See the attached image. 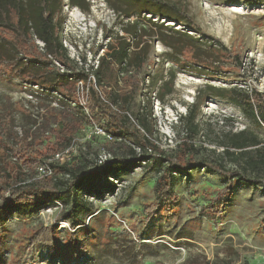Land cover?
<instances>
[{
  "label": "trees",
  "instance_id": "trees-1",
  "mask_svg": "<svg viewBox=\"0 0 264 264\" xmlns=\"http://www.w3.org/2000/svg\"><path fill=\"white\" fill-rule=\"evenodd\" d=\"M106 2L123 19L114 34L111 30L104 32V38H110V41L106 45L107 52L100 57L99 66L92 73L96 79L94 84L90 80V71L86 72L73 61L62 44L63 0H0V76L10 75L45 90L44 94L35 95V103L27 101L32 108H37V114L25 111L28 121L21 133L16 127L15 108L8 105L1 109L0 221L6 215L31 213L61 201L69 206L61 218L75 229L85 224L81 216L90 213L85 196L113 193L117 187L115 180L123 181L133 169L143 168L158 175L154 186L155 201L143 209L146 218L153 216L163 205L178 203L180 197L175 186L187 172L202 169L220 176L224 185L205 206L217 222L221 214L219 208L227 206L235 196V182L264 189L263 139L251 131L227 135L228 139L221 143L225 149L222 156L234 162L235 170L228 169L221 161L201 157L202 149L194 143L199 134L197 119L201 111L194 102L188 106L185 117H181L186 140L175 148L162 149L154 138L156 131L149 100L144 109L136 107V100L143 93V76L149 75L147 64L152 46L145 37L158 36L171 49V62L179 63V57L190 51L191 59L201 69L214 73L218 72L215 69L219 60L218 46L187 32H169L170 27L164 28L163 23L157 24L151 17H148V28L138 20H130L134 16L155 14L192 28L194 22L185 4L163 0ZM70 3L84 11L90 9L86 0H70ZM119 31L129 34L132 41H127ZM36 39L45 43L44 52L39 51ZM103 47V44L98 45L91 51L97 55ZM232 58L234 66L239 67V56ZM56 62L64 67L63 72ZM174 80L175 74L171 72L169 79L163 81L158 90L162 101L165 102V97L173 92ZM79 81H85L89 89L86 104L89 114L79 104L76 90ZM155 82L157 80L152 78L149 87L152 88ZM166 87L170 90L165 91ZM52 92H58L61 99H56ZM210 94L228 100L257 128H264L263 93L234 86L230 89L210 87ZM54 100L58 107L52 105ZM92 126L102 127L110 133L116 142L126 147V153L115 155L111 151L114 158L98 164L95 161L97 154L91 152L97 138H92L85 142L86 150L79 149L73 160H55L56 155L77 142V138H83L85 129ZM91 153L96 155L93 157ZM216 204H219L218 208H215ZM57 226L37 230L31 239L32 246L43 244L54 256L53 237ZM2 238L0 235V253L5 244ZM76 254L79 253L76 251Z\"/></svg>",
  "mask_w": 264,
  "mask_h": 264
},
{
  "label": "rangeland",
  "instance_id": "rangeland-1",
  "mask_svg": "<svg viewBox=\"0 0 264 264\" xmlns=\"http://www.w3.org/2000/svg\"><path fill=\"white\" fill-rule=\"evenodd\" d=\"M163 1L187 5L194 26L191 28L155 14L134 16L131 20H138L148 28V17H151L153 22L163 23L164 28L170 27L167 29L169 32H187L205 43L216 44L219 60L215 69L218 72L201 69L191 59L190 51L179 57V63L171 62V49L155 36L150 63L154 64L158 55L160 62L153 66L152 78L157 82L151 90L158 91L173 72L174 90L165 97V103L181 105L182 117L187 114L188 106L197 103L201 113L197 119L199 134L194 143L202 149L200 156L221 161L228 169L235 170L234 162L222 156L225 150L222 141L228 139L227 135L251 131L260 135L264 142V128H257L241 109L228 100L212 97L210 87L230 89L242 86L246 78L241 76L239 67L234 66L232 57L237 55L240 60L247 50H259L264 54V0ZM110 11V7L98 13L91 12V8L85 11L99 20L98 31L94 39L87 35L81 38L74 36L80 54H88L91 48L98 47L96 42L100 31L111 30L114 34L120 29L119 21ZM190 77L194 80L183 88L181 83ZM30 85L10 75L0 76V112L4 106L15 108L19 133L28 121L25 111L37 114V108H32L27 102L32 91ZM251 88L264 94V82L261 80L252 83ZM164 90L170 89L166 87ZM193 90L198 96L191 103L189 93ZM211 100L217 103L218 110L210 114L204 110L205 103ZM147 102L146 97L138 98L136 107L144 109ZM222 112L227 113V117ZM175 131L178 133V145L187 138L181 120ZM86 141L81 142L80 150H86ZM161 142V148L165 149ZM102 148L114 151L115 155L126 153L122 143L108 142L103 138L92 143L91 152L98 154ZM96 154L91 153L93 157ZM157 178L156 173L135 168L116 185L113 193L85 196L90 213L81 216L85 224L75 229L61 218L69 208L61 201L49 203L31 213L4 216L0 221V235L5 242L0 264H264L263 188L235 182V196L227 206L219 208L221 214L215 222L212 211L205 206L223 187L224 179L206 170H192L181 176L175 186L180 197L178 203L163 205L153 216L146 218L143 209L155 201ZM218 207L216 204L215 208ZM50 225H58L53 237L54 256L45 245L32 246L31 241L37 230ZM76 251L79 254L74 255Z\"/></svg>",
  "mask_w": 264,
  "mask_h": 264
},
{
  "label": "built area",
  "instance_id": "built-area-1",
  "mask_svg": "<svg viewBox=\"0 0 264 264\" xmlns=\"http://www.w3.org/2000/svg\"><path fill=\"white\" fill-rule=\"evenodd\" d=\"M91 8V12L98 13L103 12L105 10H108L109 7L106 3V0H86ZM108 7V8H107ZM90 11V9L88 10ZM91 12L87 13L80 9L77 6H73L70 3V0H63L62 5V14H64L62 27L60 30V38L62 41L63 46L68 50L70 58L75 61L80 67H84L86 69V72L90 71V80H93L94 84L96 83V79L94 75L92 74L94 70H96L99 66V59L101 56H103L107 52L106 45L110 41V38L105 39L104 38V32L103 30L100 31L97 38L98 41L96 43L98 45H104L102 49H100L99 53L97 55H94V53L88 52L80 54L75 46V43H77L76 40H74V36H78V38H81L83 35L91 36L92 39H94V35H96V32L98 31V21L96 20V17L91 14ZM110 14L113 15L118 21L120 19H123L118 16L115 11H110ZM133 19V18H132ZM131 20V19H130ZM132 22L134 20H131ZM120 35L127 38V41H132V37L129 34H126L122 31H119ZM80 35V36H79ZM96 37V36H95ZM90 38V40H91ZM154 37H145V41L149 44L153 43ZM36 45L38 46L39 51L44 52L45 50V43L42 42L39 39H36ZM86 59L85 61L83 60ZM154 64H151L150 62L147 64V71L149 75L143 76L142 86H143V93L140 96L141 99H144L145 97L147 100H149L150 105L152 107V120L155 124V141L158 145L161 146L163 141V146L165 149L169 148H175L178 143V133L175 131L176 126L180 123L181 117H182V111H181V105H178V103H165L161 100V98L158 95V91L151 90L150 83L152 79V74L154 72L153 66L157 65L159 60V55L157 58H155V61H153ZM57 66H59L64 71V67L60 65L58 62H56ZM264 64V54L259 50H247L244 52V54L240 57L239 60V70L242 77L246 78L244 81V84L240 87L247 89L249 91L252 90V83H256L257 81H263L264 82V68L262 65ZM92 71V72H91ZM259 76V78H257ZM194 80V77H190V79L183 81L181 84L182 87H188L189 83ZM120 85H122V81H120ZM32 91L29 92L28 98L30 101L35 103L36 97L35 95L38 94H44L45 90L41 88L38 85H30ZM76 90L79 97V104L84 107V110L87 114H89V111L86 107L87 104V98H88V87L85 81H79L76 84ZM53 96L56 99H61V95L58 92H52ZM189 95L191 98V103L194 102L195 96H196V90L191 91ZM53 106L58 107L57 100H54ZM73 106H76L75 103L72 104ZM218 110L217 103L213 100L208 101L205 103V110L208 113H214ZM187 112V109H186ZM185 112V113H186ZM224 117H227V113L222 112ZM223 116V115H221ZM131 117V116H130ZM133 120V118L131 117ZM134 122V120H133ZM144 131L143 129H141ZM89 131L91 133L89 134ZM84 134L87 136L88 139L94 138H103L104 140L108 142H114L115 138L110 134L107 133L102 127L99 126H92L85 129ZM87 138H77V142H74L72 146H70L68 149L64 150L62 153L56 155L55 160L66 162L71 161L79 154V145L82 141H86ZM160 140V141H159ZM138 152H140L139 149H137ZM114 158L113 153L105 148H102L99 150L95 161L98 164H103L106 162H109ZM42 170V169H41ZM113 180V179H111ZM121 181H116L115 183L118 185Z\"/></svg>",
  "mask_w": 264,
  "mask_h": 264
}]
</instances>
